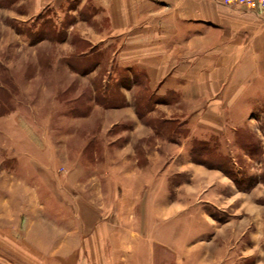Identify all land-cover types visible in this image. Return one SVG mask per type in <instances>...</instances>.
I'll return each mask as SVG.
<instances>
[{"label":"rangeland","instance_id":"374dc122","mask_svg":"<svg viewBox=\"0 0 264 264\" xmlns=\"http://www.w3.org/2000/svg\"><path fill=\"white\" fill-rule=\"evenodd\" d=\"M105 18L92 0H0L1 264L25 263L26 241L35 258L51 255L58 240L71 251L77 224L93 227L88 264L134 246L126 225L148 224L208 241L210 264L226 249L231 264H264V107L240 111L242 128L229 122L225 136L210 137V154L201 138L180 136L183 123L160 121L171 109L160 102L141 106L144 114L157 108L158 118L138 119L137 98L153 90L139 87L144 74L122 67L120 30L111 35ZM222 118L193 131L217 134ZM195 144L202 150L192 152ZM159 257L173 262L168 252Z\"/></svg>","mask_w":264,"mask_h":264},{"label":"crops","instance_id":"0c3cea01","mask_svg":"<svg viewBox=\"0 0 264 264\" xmlns=\"http://www.w3.org/2000/svg\"><path fill=\"white\" fill-rule=\"evenodd\" d=\"M92 1L105 15L111 35L116 36L120 30V39L116 41L122 67H127L131 73L144 74L139 87L153 90L149 92L150 98H137L140 109L134 112L138 119L157 117V108L144 114L141 106L160 102L171 108L160 112V121L183 123L187 128L186 133L180 135L183 138L194 136L209 140L212 136H225L223 131L229 122L234 130L242 128L246 121L240 111L248 113L253 106L264 107V16L261 14L238 5L227 6L220 0ZM134 53L137 57L130 55ZM221 115L224 130L218 135L207 129L200 133L193 131L192 125L200 120L210 124ZM157 125L152 127L154 132L158 129L163 133ZM166 134L175 136L177 131ZM165 216L168 223L171 215L166 213ZM91 227L77 224L71 233H76L78 242L74 241L71 251L66 252L69 240L61 243L58 240V245L53 247L56 251L49 252L52 256L43 258H35L33 247L28 248L27 241L22 242L26 244L22 248L23 264H86L89 261H86V235ZM124 231L133 234L131 237L138 241L127 251L116 246L115 256L112 253L113 259L108 264H162L159 257L162 251L173 256L172 264H210V244L205 240L192 241L191 231H179L172 225L161 232L156 225L149 228V224L137 228L126 225ZM18 243H11L14 253L19 252ZM119 243L122 245L117 240ZM99 250L94 248L96 253ZM226 254L227 249L225 253L214 254L215 264H227L234 259ZM13 261L19 264L17 259Z\"/></svg>","mask_w":264,"mask_h":264},{"label":"built area","instance_id":"2783aa9c","mask_svg":"<svg viewBox=\"0 0 264 264\" xmlns=\"http://www.w3.org/2000/svg\"><path fill=\"white\" fill-rule=\"evenodd\" d=\"M227 6H242L264 16V0H220Z\"/></svg>","mask_w":264,"mask_h":264},{"label":"trees","instance_id":"16d2710c","mask_svg":"<svg viewBox=\"0 0 264 264\" xmlns=\"http://www.w3.org/2000/svg\"><path fill=\"white\" fill-rule=\"evenodd\" d=\"M203 141V148L201 147V144L200 145H197V144H195V145H193L192 146V152L194 151V153H197V151L199 152V151H201L202 149L203 150H206V154H210L212 151L210 150V146H209V144H207L208 143V141L207 140H202ZM202 148V149H201ZM196 157V156H195ZM196 160H197V158H196ZM199 160V159H198ZM203 159L201 158V161H202ZM202 162H204V160L202 161ZM225 163V162H224ZM212 167H215V168H218V169H221V170H223L224 172H226V173H228V170H229V168H227V167H225L224 165H211Z\"/></svg>","mask_w":264,"mask_h":264}]
</instances>
